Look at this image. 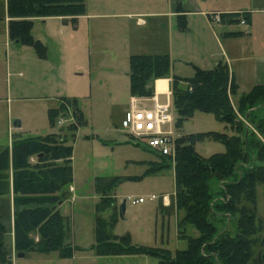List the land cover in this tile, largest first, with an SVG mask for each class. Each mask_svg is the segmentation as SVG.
Listing matches in <instances>:
<instances>
[{
	"label": "trees",
	"instance_id": "16d2710c",
	"mask_svg": "<svg viewBox=\"0 0 264 264\" xmlns=\"http://www.w3.org/2000/svg\"><path fill=\"white\" fill-rule=\"evenodd\" d=\"M84 7V0H7L8 37L32 47L37 56L44 59L47 48L32 36L33 19L59 16L75 25ZM239 18L233 14L222 16V20L230 23ZM179 26L186 28L184 19L180 18ZM170 69L168 54L130 55V95L150 96L154 80L170 76L177 126L195 111H202L211 112L231 131L177 136L173 162L171 156H158L157 161L148 163L146 174L173 169L175 202L182 212L176 224L177 236L186 241V247L172 253L163 247L133 244L129 234L112 233L117 208L114 190L123 179L121 176H97L95 190L99 200L95 204V242L89 248L97 255L147 254L155 257L157 264H264V238L258 235L263 226L256 213L257 185L264 183V85H255L238 94V86L223 60L207 69L193 65L194 72L189 77L171 75ZM157 83L165 85L164 80ZM235 95L234 106L231 97ZM61 98L74 106L78 124L84 122L77 100ZM60 108H63L61 103L58 108L50 109V119L53 120ZM246 109H250L246 119L254 130L238 117ZM67 128L73 138V123ZM70 138L59 131L37 136L17 135L10 146L0 147V197L13 193L17 252L56 251L60 257H70L78 248L70 242L69 220L58 208L68 196L66 187L73 181ZM205 138L222 142L224 151L209 156L199 154L194 143ZM212 180H215L214 186ZM107 209L113 210L109 219L100 214ZM3 216L0 206V264H12L6 247L7 228ZM233 218H236L235 234H231L228 227ZM189 227L197 233L188 234ZM32 232L37 233V240L30 235ZM258 244L261 249L254 255Z\"/></svg>",
	"mask_w": 264,
	"mask_h": 264
},
{
	"label": "rangeland",
	"instance_id": "374dc122",
	"mask_svg": "<svg viewBox=\"0 0 264 264\" xmlns=\"http://www.w3.org/2000/svg\"><path fill=\"white\" fill-rule=\"evenodd\" d=\"M164 2L160 0V4ZM148 7L147 0H85L84 16L75 25L54 18L44 22L36 19L32 34L48 48L46 58L41 59L32 48L7 36V0H0V146L12 140L16 132L36 136L59 131L70 138L67 123L75 108L70 101L62 100L63 96L77 100L84 118L80 124L75 117L71 120L75 121L74 136L70 138L73 181L66 187L68 196L59 206L60 213L69 220L70 242L78 248L70 257H60L56 251H30L11 259L12 264H157V259L147 254L97 255L89 248L95 242L97 176L123 179L114 190L117 208L112 233L129 234L133 244L163 247L172 253L186 247V241L177 236L181 212L175 202L172 167L146 174L149 161H157L158 155L137 144L121 127L130 101L129 55L172 53L174 59L179 58L180 48L175 41L172 47L165 22L151 29L135 23L143 15L136 14L131 19L124 14L143 12ZM242 20L245 19L240 17L228 26L246 29L247 21ZM179 69L181 74H192L188 64ZM164 100L165 96L159 95V101ZM231 100L236 105L237 95ZM59 103L63 108L52 120L49 111ZM249 110L238 117L254 130L246 119ZM14 119L20 120V127L13 126ZM59 119L66 122L59 125ZM167 128H173L175 137L207 131L231 133L211 112L202 111H195L180 126L174 120ZM255 133L262 139L256 130ZM194 146L203 156L225 149L222 142L211 138L197 140ZM138 198L143 201L133 202ZM123 200L125 210L121 216L119 204ZM112 213L107 209L100 214L109 219ZM256 213L263 226L258 235L264 238V183L257 185ZM3 214L6 216L5 211ZM235 219L228 226L231 234H235ZM196 233L188 228V234ZM7 242L6 239L8 249ZM260 249L258 244L254 255Z\"/></svg>",
	"mask_w": 264,
	"mask_h": 264
},
{
	"label": "crops",
	"instance_id": "0c3cea01",
	"mask_svg": "<svg viewBox=\"0 0 264 264\" xmlns=\"http://www.w3.org/2000/svg\"><path fill=\"white\" fill-rule=\"evenodd\" d=\"M147 4L149 7L143 10V12L124 14L127 15V18L131 19L136 14L143 15L144 18H139L135 23L143 25L146 28L156 29L160 25L162 26L164 22L167 24L169 34H171L172 47L175 41V44L180 48L179 58L174 59L171 56L172 53L156 54L169 55L171 75L189 77L194 72L193 65L207 69L212 68L219 60H223L228 64L238 86V94L249 91L255 85H264V0H165L164 4H160V0H147ZM210 13H220L221 21H211L209 19ZM230 14L239 15L240 17L245 16V20L247 21L246 29H234L228 26L233 23L222 20V16ZM82 16L79 15L77 21ZM256 16L260 18H256ZM49 18L57 19L61 23H70L59 16L36 17L33 19V22L36 19H41L44 22ZM180 18L185 21V29H181L179 26ZM6 19L8 23L9 18L7 17ZM6 30L8 34V25ZM230 32H240V34H229ZM32 36L40 40L33 34ZM8 42H10L9 39ZM15 42L17 43V41ZM44 45L47 48V45ZM33 51L37 56L34 49ZM182 64L190 65L192 74H181L179 67ZM164 79L166 80L165 85L158 86L157 81ZM170 83V76L157 78L153 83V91L156 90L160 95H163L164 91L170 89ZM17 135L26 137L16 132L15 136ZM10 144L11 140L0 147L10 146ZM0 206L6 212V216H3V222L7 228L6 239L8 241L10 257L14 259V257H17V251L14 247V204L12 191L7 197H0ZM59 206L60 204L58 208ZM181 215L182 212L180 213ZM30 235L37 240V233L32 232Z\"/></svg>",
	"mask_w": 264,
	"mask_h": 264
},
{
	"label": "built area",
	"instance_id": "2783aa9c",
	"mask_svg": "<svg viewBox=\"0 0 264 264\" xmlns=\"http://www.w3.org/2000/svg\"><path fill=\"white\" fill-rule=\"evenodd\" d=\"M242 17V16H241ZM209 19L213 22L221 21L220 13H210ZM245 22V20H242ZM165 96L163 102L159 101V93L155 90L150 96H131L129 107L121 120L123 132L136 139V143L144 148L154 152L158 156L175 155V134L173 128H167L173 124L175 114L172 103V91L167 89L162 93ZM69 123L73 117L70 114ZM71 121V122H70ZM65 119H59L58 124L62 125ZM150 199H154L151 196ZM167 200V196L164 197ZM143 198L133 200V202H142Z\"/></svg>",
	"mask_w": 264,
	"mask_h": 264
},
{
	"label": "water",
	"instance_id": "95a60500",
	"mask_svg": "<svg viewBox=\"0 0 264 264\" xmlns=\"http://www.w3.org/2000/svg\"><path fill=\"white\" fill-rule=\"evenodd\" d=\"M13 126L15 127H19L20 126V120L19 119H14L13 120ZM125 210V201H121V203L119 204V213L122 216ZM25 255L24 252H17L16 256L17 257H23Z\"/></svg>",
	"mask_w": 264,
	"mask_h": 264
},
{
	"label": "bare ground",
	"instance_id": "6f19581e",
	"mask_svg": "<svg viewBox=\"0 0 264 264\" xmlns=\"http://www.w3.org/2000/svg\"><path fill=\"white\" fill-rule=\"evenodd\" d=\"M165 83H166V80L164 79Z\"/></svg>",
	"mask_w": 264,
	"mask_h": 264
}]
</instances>
